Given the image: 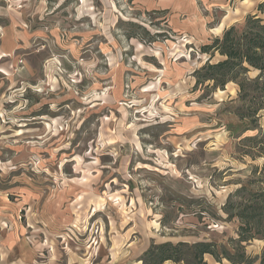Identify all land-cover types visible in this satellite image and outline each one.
<instances>
[{"label":"rangeland","instance_id":"1","mask_svg":"<svg viewBox=\"0 0 264 264\" xmlns=\"http://www.w3.org/2000/svg\"><path fill=\"white\" fill-rule=\"evenodd\" d=\"M262 3L0 0V208L42 261L143 264L154 244L238 238L222 209L263 182L264 110L240 121L238 86L194 74Z\"/></svg>","mask_w":264,"mask_h":264},{"label":"trees","instance_id":"2","mask_svg":"<svg viewBox=\"0 0 264 264\" xmlns=\"http://www.w3.org/2000/svg\"><path fill=\"white\" fill-rule=\"evenodd\" d=\"M221 1V0H211ZM258 13L264 16V3L258 6ZM204 53H218L223 60L208 62L194 76L196 86L209 84L212 91L225 90L234 83L239 88V105L235 114L240 121L258 123L259 114L264 110V19L249 16L244 24L233 26L221 38L203 47ZM258 75L251 79L249 74ZM250 140L254 138H248ZM256 142V140H255ZM259 181L251 180L231 195L223 212L229 221L239 222L238 238L227 243L216 242H171L152 245L142 256L143 264H208L211 256L217 264H264V250L261 257L252 259L246 246L255 241H264V176Z\"/></svg>","mask_w":264,"mask_h":264},{"label":"crops","instance_id":"3","mask_svg":"<svg viewBox=\"0 0 264 264\" xmlns=\"http://www.w3.org/2000/svg\"><path fill=\"white\" fill-rule=\"evenodd\" d=\"M10 208L9 212L16 213ZM3 213L5 211L0 208V264H46L39 258L40 250L31 246L33 242L27 238L25 226L13 215L7 220ZM5 225L10 229H5Z\"/></svg>","mask_w":264,"mask_h":264}]
</instances>
